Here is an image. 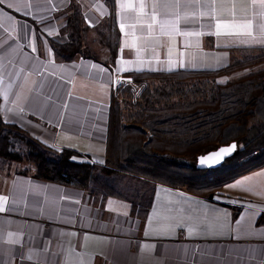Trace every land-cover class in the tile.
Returning <instances> with one entry per match:
<instances>
[{
    "label": "crops",
    "instance_id": "1",
    "mask_svg": "<svg viewBox=\"0 0 264 264\" xmlns=\"http://www.w3.org/2000/svg\"><path fill=\"white\" fill-rule=\"evenodd\" d=\"M73 4L91 28L111 14L106 0L0 2V113L80 163L106 162L113 96L145 90L126 75L219 71L235 51L264 49V0H116L114 67L62 63L53 43L69 42ZM25 169L0 173V264H264V168L211 201L159 185L145 222L125 201Z\"/></svg>",
    "mask_w": 264,
    "mask_h": 264
},
{
    "label": "trees",
    "instance_id": "2",
    "mask_svg": "<svg viewBox=\"0 0 264 264\" xmlns=\"http://www.w3.org/2000/svg\"><path fill=\"white\" fill-rule=\"evenodd\" d=\"M106 1L110 17L95 28L73 4L65 29L69 42L53 43L59 62L84 58L114 67L117 8L116 0ZM233 54L232 64L219 71L126 75L145 90L136 102L128 88L113 96L104 165L80 163L76 159L83 156L75 151L45 146L5 123L0 113V173L13 163L32 165L22 174L125 201L143 222L159 185L213 200L226 185L264 168V69L253 70L264 65V49ZM240 72L249 74L230 80ZM137 127L148 129L151 137ZM233 143L244 150L220 170L198 171L191 165Z\"/></svg>",
    "mask_w": 264,
    "mask_h": 264
},
{
    "label": "water",
    "instance_id": "3",
    "mask_svg": "<svg viewBox=\"0 0 264 264\" xmlns=\"http://www.w3.org/2000/svg\"><path fill=\"white\" fill-rule=\"evenodd\" d=\"M233 144H235L237 146L236 150L233 152L232 155L227 156L226 158H224L222 160V162L215 163L213 166L208 167V166H202L199 161H200V158L206 157L209 154L216 152L218 149L225 148V147H228V146L220 147L217 150L212 151V152H210V153H208L206 155L199 156L196 159L195 163H194L195 169L198 170V171H217V170H220L221 168H223L228 163V161L232 160L240 151L244 150V145L243 144H238V143H233ZM233 144H231V145H233ZM209 163H212V162L210 161Z\"/></svg>",
    "mask_w": 264,
    "mask_h": 264
},
{
    "label": "snow or ice",
    "instance_id": "4",
    "mask_svg": "<svg viewBox=\"0 0 264 264\" xmlns=\"http://www.w3.org/2000/svg\"><path fill=\"white\" fill-rule=\"evenodd\" d=\"M0 2H2V0H0ZM9 7H11V5H9ZM237 146L235 144L233 145H230L228 147H225V148H221V149H218L216 152L214 153H211L209 154L208 156L206 157H202L200 158V164L202 166H208V167H211L213 166L215 163H220L222 162V160L224 158H226L227 156H230L233 154V152L236 150ZM212 162V163H209V162ZM0 211H3L2 208H0Z\"/></svg>",
    "mask_w": 264,
    "mask_h": 264
},
{
    "label": "rangeland",
    "instance_id": "5",
    "mask_svg": "<svg viewBox=\"0 0 264 264\" xmlns=\"http://www.w3.org/2000/svg\"><path fill=\"white\" fill-rule=\"evenodd\" d=\"M248 74H249V72H248V73H244V74H243V73H242V74H239V75H237V76H235V77H232L231 80H237V79H239L240 77H242V75L245 76V75H248ZM194 163H195V161L192 162L191 165L194 166Z\"/></svg>",
    "mask_w": 264,
    "mask_h": 264
}]
</instances>
